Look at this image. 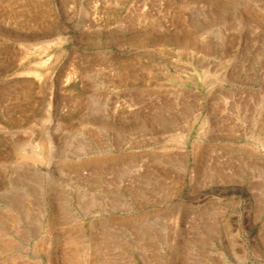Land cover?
Returning <instances> with one entry per match:
<instances>
[{"label": "rangeland", "instance_id": "obj_1", "mask_svg": "<svg viewBox=\"0 0 264 264\" xmlns=\"http://www.w3.org/2000/svg\"><path fill=\"white\" fill-rule=\"evenodd\" d=\"M0 264H264V0H0Z\"/></svg>", "mask_w": 264, "mask_h": 264}]
</instances>
